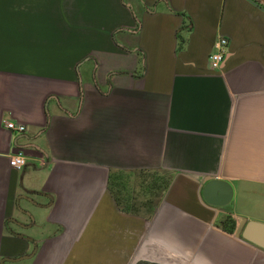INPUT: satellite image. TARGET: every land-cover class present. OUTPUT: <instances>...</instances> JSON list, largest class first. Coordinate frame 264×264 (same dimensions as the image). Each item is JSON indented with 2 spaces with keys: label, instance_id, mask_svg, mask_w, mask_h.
Masks as SVG:
<instances>
[{
  "label": "crops",
  "instance_id": "0c3cea01",
  "mask_svg": "<svg viewBox=\"0 0 264 264\" xmlns=\"http://www.w3.org/2000/svg\"><path fill=\"white\" fill-rule=\"evenodd\" d=\"M210 177L226 206L201 199ZM243 198L264 202L261 4L0 0V264H238L264 252L233 234L264 222Z\"/></svg>",
  "mask_w": 264,
  "mask_h": 264
},
{
  "label": "water",
  "instance_id": "95a60500",
  "mask_svg": "<svg viewBox=\"0 0 264 264\" xmlns=\"http://www.w3.org/2000/svg\"><path fill=\"white\" fill-rule=\"evenodd\" d=\"M261 2L264 4V0ZM232 194L233 189L229 182L213 177L207 178L201 188V199L213 207L226 206ZM233 234L264 249V222L243 218Z\"/></svg>",
  "mask_w": 264,
  "mask_h": 264
},
{
  "label": "built area",
  "instance_id": "2783aa9c",
  "mask_svg": "<svg viewBox=\"0 0 264 264\" xmlns=\"http://www.w3.org/2000/svg\"><path fill=\"white\" fill-rule=\"evenodd\" d=\"M227 46H228V40L225 37L221 36L217 39L213 50L210 52L208 56V61L211 69L217 70L220 68L227 52ZM4 126L9 131L23 132L26 129L25 125L16 123L14 121H5ZM9 164L14 169L17 170L22 169L26 164V159L24 154L19 151L15 154L10 155Z\"/></svg>",
  "mask_w": 264,
  "mask_h": 264
},
{
  "label": "trees",
  "instance_id": "16d2710c",
  "mask_svg": "<svg viewBox=\"0 0 264 264\" xmlns=\"http://www.w3.org/2000/svg\"><path fill=\"white\" fill-rule=\"evenodd\" d=\"M255 1L258 2L259 4H261V6L264 7V4L261 3L259 0H255ZM124 175H126V174L125 173H117V174H113L111 176V178H110L111 179V181H110L111 189H112L113 194L115 196H117L115 190H117V194L120 192L119 190H125V189L127 190L126 187H127L128 184L126 182H124V180H128V179ZM119 178L122 179L123 181L119 182V180H118ZM166 185H167V182H164L163 180H161L160 182L149 183V185L147 187H144V190L148 191V192H151V191H153L155 189L156 190H158V189L162 190L163 188L166 187ZM116 198H117V201L120 200L118 197H116ZM218 223H219V226L223 230H225V231H227L229 233H232L234 231V229H235V221L231 217V215L223 216V218L220 219Z\"/></svg>",
  "mask_w": 264,
  "mask_h": 264
},
{
  "label": "rangeland",
  "instance_id": "374dc122",
  "mask_svg": "<svg viewBox=\"0 0 264 264\" xmlns=\"http://www.w3.org/2000/svg\"><path fill=\"white\" fill-rule=\"evenodd\" d=\"M240 209L248 210L247 211L248 214L255 215L256 213H261L264 210V202L259 199H256L255 202L251 203L248 202L247 198H243L240 203ZM242 258H241L242 261L238 262V264H264L263 251H258L255 257H242ZM208 259H209V264H231V262L229 261L231 260V257H208Z\"/></svg>",
  "mask_w": 264,
  "mask_h": 264
}]
</instances>
